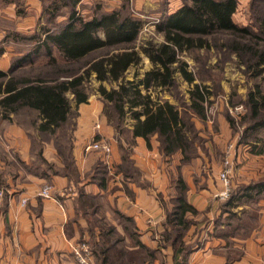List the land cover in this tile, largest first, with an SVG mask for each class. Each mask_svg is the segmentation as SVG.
<instances>
[{"label":"trees","instance_id":"16d2710c","mask_svg":"<svg viewBox=\"0 0 264 264\" xmlns=\"http://www.w3.org/2000/svg\"><path fill=\"white\" fill-rule=\"evenodd\" d=\"M40 1L42 17L48 27L43 26L40 35L31 36V49L16 61L11 60L6 72L0 70V120L23 129L28 126L20 117H31L29 126L37 134L49 136L48 143L55 151L58 165L43 160L40 148L36 156L43 165L34 164L27 169L22 162L21 169L24 174L46 181L59 176L70 184L75 183L78 195L73 201L74 222L79 218L85 220L86 228L81 233L89 236L94 264H152L157 252L141 243L133 220L114 211L123 234L120 233L100 215L101 195L85 190L86 185L94 184L106 191L105 174H101L99 181L92 178L81 185L71 140H67L66 145L63 143V147L60 139L65 142L70 119L80 105L87 103L86 86L94 77L106 109V122L117 133L121 165L116 173L122 174V181L135 179L123 145H132L135 138H142L149 147L150 138L156 136L166 163L176 155L181 157L182 164L190 161L197 151V131L188 113L204 122L205 109L213 94L204 80L189 70L183 58L213 50L224 60L234 56L243 67L246 79L254 82L246 96L248 115L244 120L248 125L240 142L246 144L245 139L264 129V92L258 83L264 79V13L258 16V29L253 31L233 22L237 0H184L177 10L162 15L154 24L156 34L163 38L161 43L147 41L136 46L143 22L134 16L126 1L108 13L96 10L90 19L78 15L76 9L81 0ZM59 17L63 18L61 22H57ZM141 56L149 61L151 69L140 78ZM41 57L45 58L44 63L33 66ZM192 59L198 62L195 56ZM27 65L30 70L20 72ZM130 69H134L133 78L126 80ZM178 77L189 87L188 104L184 109L161 98L162 93L170 95L176 91ZM103 83L114 84L115 88L106 90ZM127 118L132 121L130 126ZM227 121L233 125L232 120L227 118ZM125 136L124 143L121 139ZM46 163L50 166L45 167L47 170L54 169L52 174L42 170ZM97 166L96 163L91 169L95 171ZM95 173L98 175L99 171ZM135 173H138L136 169ZM170 180L177 192L175 198L169 200V208L163 203L166 214L162 233L165 234L160 245L172 249L173 264H187L193 248L184 247L181 240L192 225L190 216L198 213L187 202V188L179 174H171ZM263 196L264 180L237 188L224 207L230 213L244 199L250 201ZM248 219L252 221V217ZM126 242L136 249L128 250Z\"/></svg>","mask_w":264,"mask_h":264},{"label":"crops","instance_id":"0c3cea01","mask_svg":"<svg viewBox=\"0 0 264 264\" xmlns=\"http://www.w3.org/2000/svg\"><path fill=\"white\" fill-rule=\"evenodd\" d=\"M86 1L89 0H81L78 5H84ZM151 1L153 0H136V3L141 8L151 6V3L158 6V2ZM39 2L41 1L32 0L29 3L34 4V9H41L42 15V3ZM8 4L15 3L8 2ZM181 5L172 8L167 5L165 13L171 14ZM9 56L7 52L1 54V71L6 72L9 69ZM141 57L142 62L144 59L149 64L145 57ZM149 69H151L150 64L144 73ZM168 102L176 104L169 100ZM89 108L91 111L94 107L88 99L87 104L80 105L77 110L80 129L73 156L78 167L82 169L86 164L90 165V160L83 151L85 143L82 145V142H78L82 141L81 137L87 133L85 126L90 118L95 117L90 111L87 113ZM218 120L221 137L224 136L228 140L231 138L229 125L223 117ZM130 122L128 126L132 124L131 120ZM205 126L209 130L210 124L207 123ZM194 127L199 131L204 127L203 122L196 121ZM211 135L217 136L214 133ZM85 137L88 139L93 137V134L88 132ZM26 142L22 129L14 123L0 120V151L3 157H0V191L3 192L0 204V264H77L71 252V245L76 241L79 242L80 239L85 240L87 235L85 232L81 233L86 228L85 220L79 219L74 222L75 196L62 195L72 184L65 177H51L47 182L52 187L51 197L39 196L41 188L47 184L46 180L23 174L21 169L22 162L26 161L22 158L28 147ZM108 143L111 146V161L117 171V167L121 165L118 140L111 139ZM123 145L127 151L128 161L138 173L135 179L122 181V174L115 172L116 182H107L108 203L113 212L117 211L133 220L144 246L155 250L158 255L163 254L165 264H173L172 249L163 247L162 249L154 239L149 240L152 232L159 231L163 227L166 213L162 202L175 198L177 192L170 175L179 174L182 178L187 188L185 191L187 202L197 213L211 215L214 210V195L220 188L216 176L219 166L215 164L214 145L212 144V151L208 148L206 154L199 152L196 146V154L194 153L190 161L184 164L177 155L166 163V158L159 150L156 136L150 138L149 147L142 138L133 139V144L128 147ZM235 149L238 154L236 156L234 152L233 158L240 165L236 169L239 176L236 183L246 185V181L261 176L263 169H259L256 165V157H250L245 164L246 148L242 149L235 145ZM241 159H243L242 164ZM84 188L93 194L104 193L94 184H88ZM23 200L24 204H22ZM255 201H258L256 204L260 208L259 213L258 216L252 217L254 227L249 228L246 236H233L228 249L220 238H212L200 249L192 252L187 264H264V196ZM126 245L130 251L136 249L129 242H126ZM157 260L155 259L152 264H158Z\"/></svg>","mask_w":264,"mask_h":264},{"label":"rangeland","instance_id":"374dc122","mask_svg":"<svg viewBox=\"0 0 264 264\" xmlns=\"http://www.w3.org/2000/svg\"><path fill=\"white\" fill-rule=\"evenodd\" d=\"M123 1L128 2L130 11L134 14V16L141 19L143 22L142 30L135 43L136 46H139L147 41H151L155 44L161 43L163 41V38L161 35L156 34L154 29L155 20H159L162 15L166 14L165 8L167 7V5L172 8L184 2V0H153L151 2H158L157 5L159 7L151 3L150 5L154 7L151 8V6L147 5L145 6V8H141L136 3V0H89L86 1L84 5H78L76 10L81 18L90 19L94 15L96 10H99L101 13H108L119 8L122 5ZM8 2H14L15 4H8ZM29 2H32V0H0V56L2 53L7 52L10 54V61H16L21 54H24L27 50H30L33 44L29 41L31 40V36L40 35V29L43 28V26L48 27V25H46L45 18H43L41 15V9H34V4ZM39 3L41 4V2ZM261 13H264V0H259L256 2L254 0H237V9L232 16V20L236 25L240 27H249L253 31H255L256 29H258V16ZM62 20L63 18L59 17L57 19V22H61ZM16 35H19L20 37ZM21 37L26 39L22 40ZM193 56L197 58V63L192 59ZM183 59L189 65V70L195 71V73L199 77H201L202 80H204V84L206 86H209L210 91L213 94L210 98V105H207L205 109L206 120L203 122L204 127L199 131L197 130V141L195 144L196 146H198L199 152L204 154L207 153L208 148H211L212 151V144L214 145L215 164L219 166V171L221 170L223 161L228 157L227 151H231V155L229 157L232 160V172L230 176L231 191L228 197L229 199L232 195V192H235L237 188L264 180V129L261 130L258 134L252 135L249 138L245 139L247 142L246 144L240 143L242 142L244 130L248 125V123L244 120V118H246V116L248 115L246 96L247 93L253 88L254 82L246 79V77L242 73L243 67H240L237 64L234 56H231L228 60H224L220 55H216L213 50H210L206 53L204 51H199L195 55L185 56ZM44 61L45 58H38L34 61L33 66L40 65L44 63ZM29 68L30 65H27L24 70L20 72L28 71L30 70ZM146 68H149V64L146 60L143 59L142 66L138 70L139 77L144 73ZM133 75L134 69H130L126 74L125 79L131 80ZM258 83L261 84L264 92V79L259 81ZM98 87L99 83L94 80V77L86 86L88 99L90 102H92V106L94 107L91 108V111L89 108L87 110V113L88 111H90V113H93L95 117L90 118L85 126L87 133L85 135L82 134V141H78L79 143L82 142V145L85 143V146L89 143L99 140H103L106 142H110L111 139H113L114 141L118 140L116 136L117 133L114 132L106 122V109L102 102V99L97 92ZM103 87L106 90H110L111 88H115V85L103 83ZM188 88V85H186L178 77L176 91H174L170 95L167 93H162L161 98L175 102L176 104L180 105L182 109H184L185 105L188 104ZM71 106L72 108H75L73 103H71ZM188 117L190 118L192 123H195L196 121L199 122V119L193 117L190 112L188 113ZM220 117L225 118L226 123L229 125L231 138H229L228 140H226L224 136L221 137V129L218 126V118ZM30 118L20 117L22 123L24 122L26 124H23L25 126H28L22 129L27 140L26 144H28L26 152L22 155V158L26 160L23 161V163L25 164V166H27V169L34 164L43 165L39 163L36 156V152L40 148H42L43 160H47V163L49 164L55 163V165L57 166L58 159L55 157V151H53L52 146L48 143V140H50L49 136L37 134L35 130L29 126ZM227 118L232 120V126H230ZM126 123H131L129 118L126 119ZM207 123L210 124L209 130L205 126V124ZM79 125L80 123L78 122V112L76 111L74 116L70 119L68 126L66 127L67 137L65 138V142H62V138L60 139L61 145L63 143L64 145H66V142H68L67 140H71V144L74 149V146L78 139L76 137L78 135V130L80 129ZM113 125L114 124L112 123L111 126ZM96 126L98 127L96 128ZM88 132H91L93 134V137L87 139V137L85 136L88 135ZM212 133L217 134L218 137L216 135L212 136ZM96 137L98 140L96 139ZM214 138L216 140H214ZM121 140L124 142V140H127V137H122ZM64 145L62 146L64 147ZM235 145L241 147L242 149L246 148L247 155L244 157L245 164L249 161L250 157H256V165H258L259 169H263V174L261 176L246 181V185L243 183H241L243 185H241L240 183H236L237 179L239 178V176H237L236 169L237 166L240 165H238L239 163H237L233 158V154L236 150ZM84 154H86L85 156L90 160V165L87 166L86 164L85 168L82 169L79 168L76 164L78 172L80 174L81 185L90 182V180H93L92 178H98L99 181L101 176H103L101 175L102 173L105 174V178L108 183L116 182V169L112 164L110 155L104 156L101 153L93 151L89 153L84 152ZM237 154L235 152L236 156ZM0 157L3 158L1 151ZM240 161L242 164L243 159H241ZM47 163L42 167V170L47 174H52L54 172V169L51 168L47 170L46 168L50 167ZM96 163L98 166L96 168L97 170L95 171H99L98 175L94 170H92L94 164ZM131 167L133 168V166ZM27 169L25 168L26 171ZM89 170L91 171L88 172ZM61 171H63V169ZM219 171L216 174L217 180ZM130 172L133 174V178L137 176L134 168L133 172L132 170ZM22 173L24 174L25 171L22 170ZM93 175L95 176L93 177ZM48 181L49 180H47L46 183ZM71 187L75 191L76 198L78 195L77 186H75V183H73ZM220 190L221 184L219 190L216 193H218ZM100 195V215L105 217L107 223L117 227V230L123 234V232L121 231V227L118 225V219L108 203L109 194L107 190ZM227 200L221 202L214 198V210L209 216H207L205 213H198L196 216H190L192 225L184 234L181 240L184 244V247L191 246L193 248L192 252H194L200 249L203 244H205V242H208V240L212 238H220L226 244L228 249L229 245L231 244L230 239L233 236L237 235L240 237H244L247 235L249 228L253 226V222L248 219V216H258L260 209L258 204H256V202L258 201L243 200L239 207L231 209L229 213L224 207V203ZM163 203L164 202H162V205ZM165 203L169 208V201H166ZM163 230L164 229L162 227L159 231L152 232L149 237V240L154 239L161 248L162 246L160 245V242L163 239V234H165L162 233ZM138 236L140 238V235ZM79 241L86 242L92 251L88 235L87 237H85V240L80 239ZM77 242L78 241H76L75 243ZM229 253L232 252L229 251ZM156 259H158V264H165L163 254H157Z\"/></svg>","mask_w":264,"mask_h":264},{"label":"built area","instance_id":"2783aa9c","mask_svg":"<svg viewBox=\"0 0 264 264\" xmlns=\"http://www.w3.org/2000/svg\"><path fill=\"white\" fill-rule=\"evenodd\" d=\"M159 20L156 19L155 20V24L158 23ZM98 126H96L97 128ZM231 149V147H230ZM83 151L85 153H89V152H98L103 154L104 156H109L111 153V146L108 142L103 141V140H99V141H95L92 143L87 144ZM227 155L228 157L223 161L222 163V167L221 170L219 171L218 174V180L220 181L221 184V190L216 193L214 195V198L217 199L218 201H225L228 199L229 195H230V176H231V172H232V164H231V159H230V155H231V151L228 150L227 151ZM51 191H52V187L48 184H45L39 193V196L43 197V198H50L51 197ZM62 195L64 196H69V197H73L75 196V191L72 189V187H67L66 190L62 193ZM2 196H3V192L0 191V204H1V200H2ZM25 201H22V204H24ZM71 252L77 262V264H94L93 263V255H92V251L89 247V245L82 241V242H77L71 245Z\"/></svg>","mask_w":264,"mask_h":264}]
</instances>
